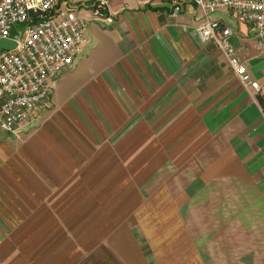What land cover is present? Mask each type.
I'll use <instances>...</instances> for the list:
<instances>
[{
    "label": "crops",
    "instance_id": "obj_1",
    "mask_svg": "<svg viewBox=\"0 0 264 264\" xmlns=\"http://www.w3.org/2000/svg\"><path fill=\"white\" fill-rule=\"evenodd\" d=\"M100 1L73 0L87 45L49 102L0 132V251H34L16 229L35 223L41 251L25 264H211L209 251H264V88L199 40L191 0H105L111 20L93 16ZM220 11L264 84V38Z\"/></svg>",
    "mask_w": 264,
    "mask_h": 264
},
{
    "label": "built area",
    "instance_id": "obj_2",
    "mask_svg": "<svg viewBox=\"0 0 264 264\" xmlns=\"http://www.w3.org/2000/svg\"><path fill=\"white\" fill-rule=\"evenodd\" d=\"M202 12L195 32L202 43H213L223 52L234 72L254 91L264 88L255 79L247 60L234 44L233 29L212 14L222 9L235 12L264 38V0H191ZM30 11H33L31 14ZM93 16H107L101 0ZM88 18L70 0H0V39L19 38L11 50L0 53V132L14 133L33 113L49 102L56 79L75 61L88 43ZM18 25H22L20 31Z\"/></svg>",
    "mask_w": 264,
    "mask_h": 264
},
{
    "label": "rangeland",
    "instance_id": "obj_3",
    "mask_svg": "<svg viewBox=\"0 0 264 264\" xmlns=\"http://www.w3.org/2000/svg\"><path fill=\"white\" fill-rule=\"evenodd\" d=\"M72 2L73 0H70L71 4ZM224 12L225 11L215 12L212 14V17H221ZM18 29L22 31L23 26L18 25ZM36 213L37 210H35V214ZM25 228H31V225L26 227L25 224H23L16 230L21 237H24L26 233L34 237V239L28 240L30 245L33 244L34 251H0V264H25L29 258L31 259L32 253L41 251L42 241L40 239V223L34 224V231L26 230ZM18 242H22L23 244L26 243L24 239ZM209 254L211 264H264V251H209Z\"/></svg>",
    "mask_w": 264,
    "mask_h": 264
},
{
    "label": "water",
    "instance_id": "obj_4",
    "mask_svg": "<svg viewBox=\"0 0 264 264\" xmlns=\"http://www.w3.org/2000/svg\"><path fill=\"white\" fill-rule=\"evenodd\" d=\"M32 14L33 11H30ZM20 34L17 28H13L11 31V38L9 39H0V53L3 50H11L16 47L17 41L16 39L19 38Z\"/></svg>",
    "mask_w": 264,
    "mask_h": 264
}]
</instances>
